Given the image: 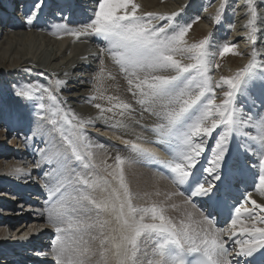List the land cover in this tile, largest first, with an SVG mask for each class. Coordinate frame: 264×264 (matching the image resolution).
Wrapping results in <instances>:
<instances>
[{"label": "bare ground", "instance_id": "1", "mask_svg": "<svg viewBox=\"0 0 264 264\" xmlns=\"http://www.w3.org/2000/svg\"><path fill=\"white\" fill-rule=\"evenodd\" d=\"M224 1L226 2L227 0ZM235 1L239 4L237 10H243L235 17L234 23L237 26L228 35L229 40L233 41V46L237 47V52L239 54L243 53V55L229 59V67L223 71L215 69L213 64L209 63L207 76L211 78V91L206 93V96L207 99L214 98L216 105H219L225 98L223 93L229 91L228 86L223 83L221 78L235 77L239 70H234L233 68L245 62L248 56L252 55L255 62H257V67H252L250 71L256 74L258 80L264 79V61L261 58V56L264 57V17L262 18L256 10L251 8L256 5L264 9V0H253L252 5H249L247 0ZM141 2L136 15L147 19V14H152L150 27L165 28L166 35H173L179 28L183 27V24L190 25L193 28L195 34L185 38L182 48L199 43L206 38L204 36L208 33L207 49L212 50L211 46L215 45L213 43L220 41L222 37L227 35L225 34V26L216 21L215 16L219 6L213 5L211 2H209L210 6L208 8L204 7L201 0H141ZM95 3H97L96 0H43V7L39 10L33 22L28 24L25 13L32 7L33 0H0V80L3 79L11 83L15 78L21 80L25 73L32 71L36 75L44 74L49 79L52 89L59 94V99L71 118L73 115L77 118L74 122L78 123L79 119L85 121L82 135L86 139L83 141L85 146L81 148V152L86 158L81 166H78L83 170L79 173L86 178L95 180L97 187L93 191V196L98 201H102L112 194L113 189H116L120 196L123 197V188L119 180L120 169L117 167L115 157L119 154L122 158L130 157L135 159V154L131 152L130 147L126 146L124 142L126 140L134 142L135 140V143L141 144L148 149H152L153 145H160L161 142L158 141H161L162 138L159 131H153V129H157V125L165 121L161 115H158L162 111L161 108L156 107L155 111H152L148 109L147 105L138 103L142 99L139 90L135 87L139 81L130 72L121 71L120 65L109 54L108 48L110 45L104 37L93 34L90 30L88 35L80 38L69 34L73 30L82 29L94 19L96 10L93 4ZM127 9L130 12L131 6ZM121 10L123 9H118L117 15H123L126 11ZM252 10L255 11L253 20L255 19L257 23L263 25L261 30H259L260 26L254 27L247 23L246 16L250 15L252 17ZM249 11L252 13L250 14ZM174 13H178V15L173 17L172 14ZM161 17L172 18L161 19ZM185 19L186 23L183 22L182 24ZM199 38L201 39L200 41L198 40ZM257 44H260L261 47ZM258 47L261 50L255 49ZM171 54L182 65L195 62L191 58L192 54L187 51H177ZM155 74L174 75L175 73ZM138 75L140 79H143V73H138ZM129 79L133 80L132 85H129ZM60 81H65L66 83L60 84L58 83ZM38 83L45 88L48 87L47 82L38 81ZM130 87L132 91H129ZM49 96L50 93L45 94V99H50ZM109 97L112 99L110 100ZM244 97L246 99L242 98L241 94H237V107L242 108L245 115L255 116L258 112L260 116H264V104L261 102L258 90L255 97L247 93H244ZM32 99L26 97L24 99H12L7 103L3 102L0 104V120L4 121L6 126L11 125L19 129V133H15L16 138L11 137L10 143L12 144L11 151H15L21 156V160L16 161L13 159L9 161L6 159L7 161H5V159L0 158V188L10 187V189H23V191L25 189H38L45 193L50 186L46 185L48 181L45 175L42 174L41 178L37 177L38 179H35L34 176L42 170L50 173L55 164L49 165L47 162L48 157L42 156L39 150H51L54 144L62 143L57 129L63 124L53 127L50 122L52 119L50 112L45 114L46 117L43 116L39 117V120L36 119L37 123H35V119V122L31 123L29 117L37 110ZM202 100L204 104H207L206 99L202 98ZM253 100H255V106L252 104ZM122 103L129 104L130 108L125 110L122 107H117V105ZM97 104L100 105V108L96 107ZM49 109L52 110L53 108L50 107ZM109 109L111 111H108ZM53 111H56V109H53L52 113ZM191 122V120L187 121L188 124ZM252 123L255 124L256 120L253 119ZM210 125L211 118L206 122V126ZM186 127L187 125H185ZM95 129L110 131L113 137L101 134L94 135L91 131ZM65 130L70 131V128ZM223 131V126H219L210 135L201 134L193 137L194 143L202 144V150L198 158H202L212 144L211 162L213 161L217 141ZM250 132L252 136H257V140L232 138L230 148L238 150V145L247 146L249 151L245 157L251 159L252 163L254 162L258 166L260 160L264 162V144H261L260 134L256 128H251ZM2 137L3 132L0 131V145L3 144L1 142ZM174 140L175 138H164L162 143H164V146L169 147L165 142H174L175 144L171 145L170 148L176 151L177 142ZM34 143L37 146L36 148L33 147ZM147 143L152 145H146ZM87 146L89 150H87ZM28 156H33V159H35L34 163H30ZM23 157L26 158L22 160ZM4 161L5 163H2ZM79 162L73 158L71 167L77 166ZM148 162H150L148 159H136L130 166L127 162L122 166L124 183L127 185L131 195L132 206L134 208L137 206L146 208L156 204L158 208L164 209L165 216L169 219L171 218L172 221L174 218L179 217L187 222L188 213L192 214L193 219L200 217V212L196 207L191 203H185V201H188L187 197L179 195L176 186L172 183L173 180H169L160 174L149 166ZM37 164H39V167H37ZM45 164L46 167H44ZM85 164L88 165L87 168L84 167ZM30 172L34 173L33 180L35 183L33 182L34 184L32 185L25 183L27 185L23 186V179L24 177L29 179L27 175ZM249 176H252V174H249ZM6 179L11 183L5 182ZM105 179L107 183H105ZM17 184H20V186H16ZM262 187L264 185L259 183L252 193L251 204L252 200H255L257 204L264 205V195H261L259 191ZM23 195H25V192ZM0 196H2L1 199L5 198V196L3 198L2 194ZM32 196H35L39 201L43 199L37 194ZM10 199L21 200L20 196L16 197L13 194L8 200ZM44 201L43 199V204ZM29 206L30 214L26 212H19V214L33 217L29 228V230L32 229V233L26 237L24 236V240L21 242L14 240L12 242L9 241V243H7L8 241L3 243L10 249H17L18 247H14L16 244H23L32 240L45 245V238L48 234L51 238L50 246L57 242V233L53 225L48 221L45 209L41 208L39 210L38 207ZM248 208H250L248 211L255 209L253 214L256 226L264 227V224L260 223L261 217H264V210L256 208L253 204H248ZM125 213H127V206L125 207ZM141 214L140 212L136 213L137 220L140 219ZM90 215L95 216V212ZM240 216H243L244 219H240L239 216L236 217L235 219L238 222L235 226L230 223L229 234L240 233V239L246 236L243 241H248L249 236L244 234L241 229L250 227L251 221L247 212L241 211ZM43 217L46 225L42 223L41 218ZM8 219L12 221V218ZM99 221L103 224V227L97 225V227L92 229L90 235L85 236V239L89 241L88 248L90 249L86 264H104L101 258L102 250H106L107 264H117L114 245L120 241L122 219H118L117 211L109 209L100 213ZM143 222L152 223L151 215H145ZM25 230L20 234H25L27 232ZM2 232L1 230V234ZM93 236L96 237L95 240L91 239ZM104 237H108V239L101 245L100 241ZM47 241H49V238ZM138 243L141 247L138 256L142 264H147L148 260L157 259L154 255L153 246H151L152 248L150 247L151 238L142 236ZM5 253L0 251V255H2L0 262L11 263L9 254ZM32 261L39 263L45 261L47 264H55V256L51 251H46V248L42 250L35 249L32 255L29 256L27 254L24 262L25 264H31Z\"/></svg>", "mask_w": 264, "mask_h": 264}, {"label": "snow or ice", "instance_id": "2", "mask_svg": "<svg viewBox=\"0 0 264 264\" xmlns=\"http://www.w3.org/2000/svg\"><path fill=\"white\" fill-rule=\"evenodd\" d=\"M247 3L252 5L253 0H247ZM129 5L130 12L125 11L123 15H117L118 9H127ZM42 7L43 0H33L32 7L25 13L28 24L33 22ZM138 7L133 0H98L94 19L82 29L73 30L69 34L80 38L88 35L90 30L91 33L107 40L110 45L108 52L120 65L121 71L130 72L139 81L135 85L142 96L138 103L147 105L152 111H155L156 107L161 108L162 111L158 115H161L165 122L157 125V129H153L158 130L162 138L158 142L162 143L164 138H175L177 148L170 154L169 159L163 160L154 149L126 140L124 143L135 154V159L122 158L119 154L115 157L117 167L120 169L119 180L123 188V197L113 189L108 198L98 201L93 196V191L97 187L95 180L86 178L71 167L73 158L81 162L86 158L81 152V148L85 146L83 141L86 139L82 135L85 121L79 119L71 131H66L63 126L59 127L57 130L62 143L54 144L51 150H39L42 156L48 157V163L55 164L50 173H45L48 185L51 186L47 219L57 233V242L51 248L55 264H86L90 249L85 236L90 235L97 225L103 227L99 216L102 211L109 209L117 211L118 219H122L120 241L114 245L117 264H142L138 256L141 251L138 241L142 236L157 238L154 254L158 258L148 260L147 264H230L228 248L221 240L222 232L211 234L202 224H211V212L227 204L239 170L238 165L252 167L240 160V155H246L249 151L248 147L238 145L239 154L234 155L230 148L231 139L255 141L257 136H252L250 129L256 128L260 134V142L264 144V116H260L258 112L255 116L245 115L243 109L237 107L238 93L246 99L244 93L255 97L257 90L264 104V79L258 80L256 74L250 71L252 64L238 71L235 77H222L221 80L228 86L229 91L223 93L225 98L216 105L214 98L207 99L206 96V93L211 91V78L207 76L210 63L206 50L208 38L182 48L190 25L179 28L173 35H166L165 28L150 27L152 14H147V19L137 16ZM172 15L175 17L178 13ZM229 50V46L225 45L220 55ZM177 51L191 53V58L195 62L182 65L171 54ZM166 72L175 74H155ZM138 73L144 74L143 79H140ZM128 83L132 85L133 80L129 79ZM129 91H132L131 87ZM17 95L30 98L28 92H17ZM49 98L54 99L51 95ZM202 98L207 100V104H204ZM252 104L255 106V100ZM96 107L100 108V105L97 104ZM117 107L127 110L130 105L122 103ZM39 108L43 111L44 104H40ZM58 114V111H53L54 116ZM210 118L211 125L206 126ZM75 119L77 118L74 115L69 118L67 113L64 114V123L67 125H72ZM253 119L256 120L255 124L252 123ZM188 120L192 122L188 124ZM50 122L53 127L61 124L57 119H51ZM219 126H223L224 131L217 141L211 167L205 169L210 179H202L195 171L202 144L194 143L193 137L201 134L210 135ZM136 159H153L164 164L170 170L174 183L188 184L189 200L185 203H190L192 198H199L202 206L208 209V214L202 211L201 219H193L192 214L188 213L187 222L181 220L177 225L167 218L164 209L158 208L156 204L150 208H134L131 195L124 183L122 166L126 162L130 166ZM84 167L87 168L88 165L85 164ZM259 183L264 185V174L259 175ZM259 191L264 195V187ZM252 204L264 210V205L257 204L255 200H252ZM254 211L255 209L247 211L251 226L241 229L249 236V240L236 242L240 247L235 255L244 257L245 264H264V227L256 226ZM93 212L95 216L90 215ZM137 212L142 213L139 220L136 219ZM235 212L239 215L241 209L236 207ZM149 214L153 222L144 223V216ZM237 222L233 219L231 224L235 226ZM260 223L264 224V217H261ZM91 239L95 240L96 237L93 236ZM107 239L108 237H104L100 244L103 245ZM105 251H101V258L104 264H107ZM189 254H196V258L193 261L186 260L185 257Z\"/></svg>", "mask_w": 264, "mask_h": 264}, {"label": "rangeland", "instance_id": "3", "mask_svg": "<svg viewBox=\"0 0 264 264\" xmlns=\"http://www.w3.org/2000/svg\"><path fill=\"white\" fill-rule=\"evenodd\" d=\"M96 1H97V3L93 4V7L95 8V10L98 9V0H96ZM192 1H194V0H192ZM133 2L136 3L139 6L138 9H137V11H138L139 8H140V6H141V3H142L141 0H133ZM201 2L203 3L204 7H206V8H208V6H210L209 5V2H211V4H213V5H216V6L218 5L219 6V10L217 11V14L215 16L216 17V21L219 20V22L222 23L225 26V34H227V35H225L224 37H222L220 41H215L213 43L215 45L214 46H211V49L212 50H208L207 49L208 48V45H206V50L209 53L210 64L211 65L213 64V66L215 67V69L223 71L224 69H226V68L229 67V64H228V60L229 59H231L233 57H240V55H243V53L242 54H239L237 52V47L236 46H233V43H232L233 41L232 40L231 41L229 40V35H228L229 33H232L233 32L234 28H236L237 25L234 23V19H236L235 17L238 16L237 14L239 12H242L243 9L242 10L241 9L240 10H237V7H238L239 4H237L238 2H236L235 0H227L226 2L224 0H201ZM128 7H130V5ZM246 8H248V7H246ZM251 8L253 10H256V12L259 13V15L262 18L264 17V9H262L261 7L256 6V5L255 6H252ZM123 10L128 11V9H123ZM123 10H121V11H123ZM253 10H252V12H253ZM249 13H250V11H249ZM248 16H246L247 23H249V21H252V23H251L252 26H254V27L255 26H258L259 27L260 26L259 30H261L263 28V25L262 24L257 23L256 22L257 20H255V19L253 20V16L252 17L250 15H248ZM246 20H245V23H246ZM183 22L186 23V19L182 21V24H183ZM185 26H188V25L187 24L186 25L183 24V27H185ZM263 32H264V30H263ZM192 34H195V31L193 30L192 27H189V30L185 34V38L189 37ZM207 35H208V33L205 34L204 37L207 38ZM200 37H203V36H200ZM198 40L200 41L201 39L199 38ZM260 44L259 45L257 44V45L259 47H261ZM225 45H228L230 50H229V52H227V53H225L224 55L221 56L220 55V51L222 50V48ZM253 47H255V46H253ZM259 47L258 48H255V49L261 50V48H259ZM261 53H262V51H261ZM261 58L264 61V57L261 56ZM249 64H252L253 65V68L257 67V62H255V60L252 57V55L251 56H248L247 57V60H245V62H243L240 65H237L236 66L237 68L234 67L233 69L234 70L237 69V70L240 71L241 69L245 68ZM33 72L34 71L27 72V73H25V75L23 76V78H21V80L15 78L13 81H11V83L9 81H4L3 79H1L0 80V104H2L3 102L7 103L8 101H10L12 99H24L25 97L18 96L17 95V92H28L30 98L31 99L33 98L32 101L34 102V104L36 105V108H37V110L32 115L34 118L31 115L29 117L31 123L32 122L34 123L35 121H36L35 123H37V120H39V117H43V116L46 117L45 114H47V112H50V114L52 115V119H57L58 121H61V123L63 124V127H65V129L70 128V131H71L75 127V124L76 123L74 122V120H73L72 125H67L66 123L63 122L64 121V114L65 113L68 114V117L69 118H71V116L67 112L66 108L62 105V102H61V100L59 99V96H58L59 94L56 93L54 91V89H52L51 83H50L49 79L46 78L44 74H41L40 73V74H37L36 75ZM27 78H28V80H27ZM38 81L39 82H47L48 87L45 88L43 85H40L38 83ZM48 93H50V95L52 97H54V99H51V100L50 99H47L46 100L45 99V94H48ZM40 104H44V106H45V109L43 111L39 108V105ZM50 107L53 108V109H56V111H58L59 114L56 115V116H54L53 113H52V110L53 109L50 110L49 109ZM10 113H11V111H10ZM34 119H35V121H34ZM8 127L11 128L13 126H11V125L10 126H6L5 122L0 120V131L3 132V137H2L3 139H2L1 142H3V144H4V146H2L3 144L0 145V158L5 159V161H7V160L9 161V160H12V159L15 160V161L16 160H21V156L17 152H15V151H10L9 153H3V151L6 150V149H10L11 150V148H12L11 147L12 144L10 143L11 137L16 138V134L19 133V131H18L19 129L18 128H14L15 130H11L10 131V129H8ZM91 132L94 135H96V134L97 135H100L101 134V135H108L107 137H113L112 136L113 134L110 131H107L105 129H95V130H92ZM33 145L32 146L34 148L37 147L35 145V143ZM27 148H28V146H27ZM87 150H89V147L88 146H87ZM90 156H91V154H90ZM24 158H26V157H23L22 160ZM27 158L30 159V163L31 164L34 163L35 159H33V156L32 157H29L28 156ZM5 161L2 162V163H5ZM48 164L50 165V163H48ZM81 164H82V162L80 161L77 166H73V168L75 169L76 172L83 171L81 169V167H78V166H81ZM44 167H46V164L44 165ZM84 172H86V171H84ZM45 173H46V171L45 170H42L41 172L38 173V175L35 174L34 177H35V179H38L37 177L41 178L42 177V174L45 175ZM33 175H34V173L33 172H30L29 175H27V177H29V179L26 178V177H24V179H23L24 180V183H22V185H24L25 183H28V184H31V185L34 184L35 182L33 180L34 179ZM26 179H28V181L29 182L31 181V182L29 183L28 181H26ZM5 182L8 183L10 181L8 179H6ZM20 184H18V185H20ZM46 185H48V183H46ZM8 186H10V185H8ZM12 191L13 190L10 189V187H8V188L7 187L0 188V194L3 195V198L5 196L4 199H1L2 196H0V210L1 211H4V212H1L0 211V251L2 253H5L4 250H3V248L8 247V246L3 245V243H5L7 241H8L7 243H9V241L12 242L14 240H18L19 242H21V241L24 240L23 239L24 236L26 237L28 234L32 233L31 232L32 229L29 230V228L31 226V222L33 221V219H32L33 217H28V215L27 216H24V214H22V216H21L19 214V212H22V213H25L26 212L27 214L28 213L30 214L31 213V211H29L30 210V206H29L30 204H29V202H27L29 205L28 204L23 205V201H21L19 199L18 200H16V199H14V200H12V199L8 200L9 197L12 196V194L14 196H16V197L19 196L17 194V192L13 193ZM24 192L25 191H23V193ZM20 195H21V191H20ZM5 202L12 203V205H11L12 207L1 205V204H6ZM27 206H29L28 209H26ZM141 208H142L141 206L138 207V209H141ZM146 208H150V207H146ZM8 218H12V221H9ZM239 218H240V216H239ZM196 219H201V216L198 217V218H196ZM35 220H37V219H35ZM181 220H183V219L182 218L180 219L179 217H176V219L175 218L173 219V223H176L177 225H179V223H180ZM4 221H6V223H4ZM7 222H10V223H7ZM42 223H43V225H46L45 222H42ZM37 224H38V221H37ZM207 225L208 224H206V223H203L202 224V226L205 229L208 228ZM25 229H27V230H25ZM1 230L3 231L2 234H1ZM24 230L27 231V232H25V234H20ZM153 239H154V237L151 238L150 247L153 246ZM248 240H249V238H248ZM9 246H11V245H9ZM27 252L29 253L31 251L28 249L24 253H27ZM33 253H34V250H32V254ZM1 256H0V260L2 259ZM10 259L12 260V258H10ZM21 260H23V259H21ZM0 264H13V263L0 262ZM49 264H54V263H49Z\"/></svg>", "mask_w": 264, "mask_h": 264}]
</instances>
